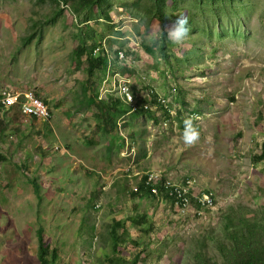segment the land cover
Listing matches in <instances>:
<instances>
[{"label":"rangeland","instance_id":"374dc122","mask_svg":"<svg viewBox=\"0 0 264 264\" xmlns=\"http://www.w3.org/2000/svg\"><path fill=\"white\" fill-rule=\"evenodd\" d=\"M82 2L89 0H0V89L32 90L51 112L0 113V153L9 157L0 163V264H40L39 229L50 256L57 252L53 264H107L108 255L128 264L121 260L136 253L137 264H191L195 240L228 207L264 209V159L256 158L264 143V0H159L161 13L157 0ZM178 18L190 29L184 46L164 38L150 47L146 34L166 37ZM103 44L113 65L91 73L75 50ZM117 51L126 60L117 62ZM121 79L131 80L136 104L153 109L121 116L129 108L112 91ZM186 116L200 133L191 147L182 139ZM149 171L193 180L186 213L145 189ZM204 192L213 193V208L199 203Z\"/></svg>","mask_w":264,"mask_h":264},{"label":"trees","instance_id":"16d2710c","mask_svg":"<svg viewBox=\"0 0 264 264\" xmlns=\"http://www.w3.org/2000/svg\"><path fill=\"white\" fill-rule=\"evenodd\" d=\"M101 0H89L88 3L83 4L85 8H91ZM157 0L156 10L161 13L163 7ZM165 20L162 23L165 25ZM93 45L87 53L85 46H79L75 50L78 61L86 55L88 61L89 71L92 73L96 68H103L106 71V64L109 61L108 53L102 51L98 55H94ZM102 46V45H101ZM87 53V54H86ZM101 53H104L103 55ZM118 54V51H117ZM114 104L119 103V99L115 100L112 96ZM120 104V103H119ZM117 106H121L117 105ZM125 106V105H124ZM124 111L126 110L123 107ZM128 109V108H127ZM127 111V110H126ZM126 113V112H124ZM122 114L121 116H123ZM108 121V119H106ZM117 121L111 123L109 134L116 128ZM118 132V131H117ZM257 161L264 159V143L262 145V153L256 157ZM37 186V184H35ZM35 188L37 189V187ZM141 187V186H140ZM141 190V189H140ZM139 192H143L139 191ZM122 221H117L112 229L113 251L119 247L120 237L117 234V228L122 226ZM39 233V251L38 257L40 264H53L57 258V252L54 251L50 256V249L48 245L43 242L42 230ZM125 233L127 230L125 229ZM210 246L216 250L214 255L208 252ZM194 262L191 264H264V209L255 210L245 205L230 206L221 216L219 225L212 232L207 233L205 236L199 237L195 240V246L192 249ZM140 259V254L136 255L129 261L123 258L121 261L128 264H137ZM115 257L112 255L107 256V264H115Z\"/></svg>","mask_w":264,"mask_h":264},{"label":"built area","instance_id":"2783aa9c","mask_svg":"<svg viewBox=\"0 0 264 264\" xmlns=\"http://www.w3.org/2000/svg\"><path fill=\"white\" fill-rule=\"evenodd\" d=\"M105 49L110 56V51L106 44L103 46H97L94 49L93 54L98 55L102 49ZM105 53V52H104ZM120 54V55H119ZM126 53L118 51V60L124 61ZM113 65V61H109ZM110 68H108V71ZM130 79H121L117 81V84L113 86L112 91L118 89L120 99L128 106V111L125 115L136 113L137 111H149L153 107L149 103H144L143 107L136 104V96L132 90ZM131 97V99H130ZM160 104L164 106V99H160ZM18 105L22 114L25 117H33L37 119H49L51 112L48 105L42 100L34 91L26 90L24 92L19 91L17 88L5 86L0 89V113L6 114L12 109L13 106ZM167 109V107L165 106ZM168 110V109H167ZM168 120V119H166ZM166 125L167 123H163ZM127 139V136L125 137ZM127 145L129 143L127 142ZM57 149L64 151L60 145L56 146ZM128 171V170H127ZM145 189L160 200L169 198L173 202V206L179 213H186L191 206V196L189 188L193 185V180L188 179L184 183H179L172 178L163 177L159 171H149L146 173L143 181ZM140 186L134 188L135 192L140 191ZM199 203L206 208H213L214 196L212 192H204L201 197L198 198Z\"/></svg>","mask_w":264,"mask_h":264},{"label":"clouds","instance_id":"9594fccd","mask_svg":"<svg viewBox=\"0 0 264 264\" xmlns=\"http://www.w3.org/2000/svg\"><path fill=\"white\" fill-rule=\"evenodd\" d=\"M189 34H190V29L187 25V21L183 18H178L173 22V24L170 27L166 29V37L165 34L161 33L159 30H152L146 34L145 41L149 44L150 47L158 48L161 40L166 38L170 44L175 45L177 47H183L189 37ZM16 106H13L12 108ZM29 118H33V117H29ZM194 120L195 117L186 116L183 121L184 131L182 133V139L184 144L188 147L195 145L200 138V133L197 126L194 123ZM62 147L64 151L59 150L57 148L56 149L63 153L69 152L67 147L64 146Z\"/></svg>","mask_w":264,"mask_h":264},{"label":"crops","instance_id":"0c3cea01","mask_svg":"<svg viewBox=\"0 0 264 264\" xmlns=\"http://www.w3.org/2000/svg\"><path fill=\"white\" fill-rule=\"evenodd\" d=\"M75 156V155H74ZM9 160L8 154L6 153H0V163L2 164V162H6ZM3 165V164H2Z\"/></svg>","mask_w":264,"mask_h":264}]
</instances>
